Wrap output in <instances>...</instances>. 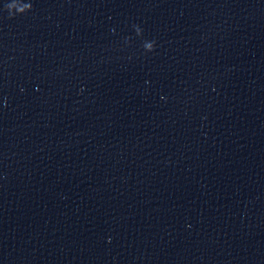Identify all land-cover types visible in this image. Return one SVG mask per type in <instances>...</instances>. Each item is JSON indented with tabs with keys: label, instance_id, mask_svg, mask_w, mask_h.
Instances as JSON below:
<instances>
[{
	"label": "clouds",
	"instance_id": "9594fccd",
	"mask_svg": "<svg viewBox=\"0 0 264 264\" xmlns=\"http://www.w3.org/2000/svg\"><path fill=\"white\" fill-rule=\"evenodd\" d=\"M29 7L31 8V4L29 5Z\"/></svg>",
	"mask_w": 264,
	"mask_h": 264
}]
</instances>
